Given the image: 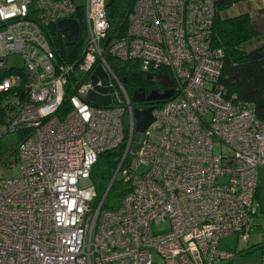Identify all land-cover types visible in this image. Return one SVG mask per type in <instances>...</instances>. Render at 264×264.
<instances>
[{"label": "built area", "instance_id": "built-area-1", "mask_svg": "<svg viewBox=\"0 0 264 264\" xmlns=\"http://www.w3.org/2000/svg\"><path fill=\"white\" fill-rule=\"evenodd\" d=\"M106 1L0 0V139L20 136L0 153V264H157L154 255L164 264L228 261L235 253L221 238L248 244L261 210L264 120L219 81L215 1L134 0L125 33L112 38ZM80 11L85 45L60 59L46 33ZM108 57L167 69L172 79L138 150L134 109L143 107ZM91 91L110 103L90 102ZM119 150L111 182L118 176L126 191L105 207L107 192L95 203V186L81 180L100 154ZM166 221L164 232L152 231ZM257 235L264 264V229Z\"/></svg>", "mask_w": 264, "mask_h": 264}, {"label": "trees", "instance_id": "trees-1", "mask_svg": "<svg viewBox=\"0 0 264 264\" xmlns=\"http://www.w3.org/2000/svg\"><path fill=\"white\" fill-rule=\"evenodd\" d=\"M214 1L216 11L212 25V45L223 50L219 81L224 87L226 96L234 94L238 100L251 102L256 116L264 120V43L251 49H245L242 46L244 43L264 34V28L258 27L260 21L264 24V5L263 7H258L253 15L245 11L233 16L222 17V11L229 9L234 4L251 0ZM133 2L134 0L106 1V12L109 22L107 38L114 37L116 33L118 35L125 33V15ZM74 17L79 21L80 26L78 37L73 44L68 45L66 39L61 37L56 23L51 24L49 26L50 30L46 33V37L60 59L71 60L77 57L85 45L84 37L86 32L83 14L81 11L76 12ZM257 17H260V19L257 20ZM108 59L111 67L127 82L126 88L130 94L138 87L147 86L151 83L147 78V75L151 74V72L141 70L138 63L131 61L120 62L111 57H108ZM162 72L169 74L167 69H162ZM154 83L158 84L156 81ZM66 90L70 91L71 89L68 88ZM120 154L121 150L100 154L91 170L90 177L95 178V167L102 158L110 167L116 168ZM114 189L118 202L124 191H126L125 185L118 176H115L111 182L107 195ZM255 197H257V192ZM109 206L105 204V207ZM261 211L263 212V209ZM262 247L261 243H253L247 246L246 249L240 250L239 253L246 254L255 250L260 252Z\"/></svg>", "mask_w": 264, "mask_h": 264}, {"label": "rangeland", "instance_id": "rangeland-1", "mask_svg": "<svg viewBox=\"0 0 264 264\" xmlns=\"http://www.w3.org/2000/svg\"><path fill=\"white\" fill-rule=\"evenodd\" d=\"M78 1V0H76ZM82 1V0H79ZM264 5V0H251L248 2H241L238 4H234L233 6H231L229 9L224 10L221 12V16L222 17H227V16H233L242 12H250L251 15L255 14L256 9L258 7H263ZM260 17H257V20H259ZM258 24V23H257ZM263 22L260 21L258 27H260L261 29H263L264 27ZM264 43V34L261 35L258 38L252 39L249 42L244 43L242 46L245 49H251V48H255L261 44ZM9 63H14V64H19L20 60L16 57H12L8 60ZM77 78L81 79V77L84 75V72H77L76 73ZM20 136L18 134H9L7 136H5L4 138L0 139V153L1 154H6L10 151L11 147L13 148L17 142L19 141ZM220 148V146L218 144L214 145V150L218 151V149ZM116 168L113 169V167H110L105 161L104 159H100L98 165L95 167V175L93 177H89L87 179L81 180V182L83 183L84 186H91L94 185L95 186V195L97 196L95 198V203H100V201L103 199V197L105 196L109 185H110V181L113 178L114 174H115ZM16 172H18V169H16ZM111 176V177H110ZM110 177V178H109ZM261 178L262 180L260 182L261 184V199L264 198V176H263V171L261 173ZM117 196L115 194V189L112 190V192L108 193V195H106L105 197V203L109 205H113V204H117ZM264 220V218H263ZM255 219L253 220V224L255 223ZM264 223V222H263ZM259 224V223H257ZM262 225V223H260ZM168 227V223L167 221L161 224H157V225H153L152 226V231L154 233H162L164 232ZM258 228H260V226H256ZM234 237L233 236H228V237H223L220 240V247L226 250H230L231 249V245H232V241H233ZM251 240L253 239V237L251 236L250 238ZM236 242V241H235ZM237 243V242H236ZM243 243V242H242ZM249 244V243H248ZM246 243H243V245H241L240 243H238V245L236 246L234 253L235 256L233 258H231L230 261H224L221 262L219 264H259V261L261 259L260 255H259V251L255 250L246 254H240L239 251L246 249L247 246H249ZM242 246V247H241ZM232 250V249H231ZM154 262H156L157 264H164V260L159 256V255H154L153 257Z\"/></svg>", "mask_w": 264, "mask_h": 264}, {"label": "water", "instance_id": "water-1", "mask_svg": "<svg viewBox=\"0 0 264 264\" xmlns=\"http://www.w3.org/2000/svg\"><path fill=\"white\" fill-rule=\"evenodd\" d=\"M57 29L66 36V43L73 44L75 40L78 37L79 34V24L77 20L73 18H65L59 20L57 23ZM97 74L101 77L103 84L107 83V76L103 72L102 68L99 67L97 69ZM155 77L158 82L163 86V90H151L147 94L144 93V91L141 88H138L135 90L132 94V100L134 102H140L143 100H151V101H158L162 99L168 98L172 94V79L169 77L168 74L163 73L162 71H158L156 73H149L147 75V78L150 79L152 77ZM93 82L95 83L97 81L96 77H92ZM96 90L100 92L104 91H111L110 88H102V87H96ZM87 100H89L92 103L100 104V105H106L110 103V97L109 96H102L94 91L89 92L87 95ZM154 107H147L145 109H134V116L136 119V134H135V140L137 141V144L134 145V149L138 150L140 147V143L144 139V131L145 129L151 124L153 121L152 116V109Z\"/></svg>", "mask_w": 264, "mask_h": 264}, {"label": "crops", "instance_id": "crops-1", "mask_svg": "<svg viewBox=\"0 0 264 264\" xmlns=\"http://www.w3.org/2000/svg\"><path fill=\"white\" fill-rule=\"evenodd\" d=\"M262 171H263V176H264V168H261L260 169V171H259V180L261 181L262 180V178H261V173H262ZM261 184H260V182H259V186H258V189H257V197H256V200L257 201H259V203H260V206H261V209H263V212L261 211V212H259V214L254 218L255 219V223L256 224H254V229H253V232L251 233V235H250V238H251V236L253 237V239L251 240H249V243L250 244H253V243H257L258 242V240H257V234L259 233V232H262L263 231V229H264V220H263V218H264V198L263 199H261V191H260V189H261ZM257 223H259V224H257ZM260 223H262V225L260 224ZM260 226V228H258V227H256V226ZM230 236H233L234 237V239H233V241H232V247H231V249L229 250V251H232V252H234V250H235V248H236V246L238 245V243H236L237 241V237H236V235H230ZM236 241V242H235ZM223 249V248H222ZM226 250V249H225ZM259 255H260V252H259ZM259 263H260V261H259Z\"/></svg>", "mask_w": 264, "mask_h": 264}, {"label": "flooded vegetation", "instance_id": "flooded-vegetation-1", "mask_svg": "<svg viewBox=\"0 0 264 264\" xmlns=\"http://www.w3.org/2000/svg\"><path fill=\"white\" fill-rule=\"evenodd\" d=\"M151 73H155V72H151ZM148 80L151 81V83H149V85L138 87V88H141L144 91V93L147 94L151 90L161 91V90L164 89L163 86L158 82V80L154 76L152 78L148 79ZM155 81L158 82V84H155L154 83ZM126 84H127V82H126ZM161 101H164V99L158 100V101L143 100V101L136 102V103H137L138 106H141V107H143V109H145V108L151 107V106L154 107V104H159L158 102H161Z\"/></svg>", "mask_w": 264, "mask_h": 264}]
</instances>
